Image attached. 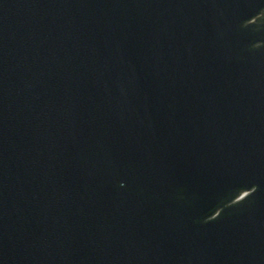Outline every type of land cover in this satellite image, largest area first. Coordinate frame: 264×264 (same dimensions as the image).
Listing matches in <instances>:
<instances>
[{
	"label": "water",
	"instance_id": "1",
	"mask_svg": "<svg viewBox=\"0 0 264 264\" xmlns=\"http://www.w3.org/2000/svg\"><path fill=\"white\" fill-rule=\"evenodd\" d=\"M0 264H264V0H0Z\"/></svg>",
	"mask_w": 264,
	"mask_h": 264
}]
</instances>
